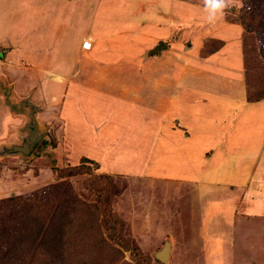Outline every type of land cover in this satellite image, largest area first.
Wrapping results in <instances>:
<instances>
[{
    "label": "crops",
    "instance_id": "obj_1",
    "mask_svg": "<svg viewBox=\"0 0 264 264\" xmlns=\"http://www.w3.org/2000/svg\"><path fill=\"white\" fill-rule=\"evenodd\" d=\"M0 10H13L11 20V12L0 16L14 30L11 93L32 95L37 113L42 89L64 95L74 155L111 159L127 142L122 164L137 157L140 175L182 183L189 175H173L160 155L178 153L186 164L181 149L199 145L200 164L187 180L207 200L199 238L221 264L260 243L264 252V100H246L243 29L229 10L213 23L204 0H0ZM123 128L141 131V149ZM117 165L110 162L111 172L136 176Z\"/></svg>",
    "mask_w": 264,
    "mask_h": 264
},
{
    "label": "rangeland",
    "instance_id": "obj_2",
    "mask_svg": "<svg viewBox=\"0 0 264 264\" xmlns=\"http://www.w3.org/2000/svg\"><path fill=\"white\" fill-rule=\"evenodd\" d=\"M250 1L246 20L248 19L253 31L250 33L251 39L247 37L245 43L249 84L264 88V59L261 58V55L264 57V0L254 3ZM241 6V0H233V8ZM232 7L229 17L235 13ZM6 11L11 12V20L13 10H0V16L3 17ZM243 14L244 12L241 13ZM238 17L239 14L232 16L233 19ZM5 25L4 21L0 25V201L14 196L36 195L35 197L46 202L53 195L55 198H50L52 202L47 204L51 213H57L58 209L68 206L71 210H76V219H91L92 222L85 227L86 231L82 232L83 236H88L86 241L90 244L82 247L83 250L81 248V252L89 255L88 264H221L222 255L218 251L209 254L210 246L206 248V241L198 236L203 224L199 206L200 202H203L201 207L205 205L207 200L204 201L205 197L195 183L187 181L188 177H192L189 174L192 171L190 168L200 164L199 145L190 153L188 146L181 149L182 155L190 161L186 164L181 159L178 165V153L171 151L160 155L163 166L173 175H189L182 183L167 178L154 179L148 174L140 175L143 166L137 157L127 159L124 163L136 176L115 173L113 167L114 172H111L110 162L117 167V164L124 165L122 161L125 158L121 156L122 151H128V144L123 141L111 159H92L94 164L84 163L81 158L84 155H74L72 146L75 144L69 142L73 135L71 132L68 134L67 124L61 117L64 95H55L58 98L55 100V96L51 97L52 94L42 89L43 93L37 100L40 102L37 113L30 110L33 108L29 103L33 102L30 99L32 95L18 96L11 93L13 90L9 89V84L12 87L17 62L11 60L16 57L14 39L10 36L14 30ZM243 33L242 30L241 39ZM257 39L262 45L258 44ZM168 54L177 55L175 51ZM22 67L27 68L28 65L22 64ZM5 78L9 79L8 84H5ZM37 80L41 87L45 79ZM71 81L76 85L81 82L78 76ZM74 89H79V86ZM31 115L35 117L34 123ZM132 123L136 124L134 120ZM29 125H33L30 133ZM126 132L130 134L127 139L131 140L132 137L133 143L141 149V131L136 133L130 128H123V133L127 136ZM121 133L122 131V136ZM196 134L202 136L201 132L197 131ZM32 137L35 140L28 143ZM25 144L29 145L28 153L13 150L15 146ZM93 144L98 149V140ZM87 146L88 144L82 145V148L85 150ZM99 150L102 152L101 147ZM91 151L95 150L92 148L89 153ZM75 165H82V169L75 171L69 168ZM75 232L71 230V234ZM164 244L169 245L170 256L167 262L161 263L155 258V253ZM262 244H258V247ZM260 247L253 248L246 256L238 253L232 264H261L259 260L264 264V252L260 251ZM251 254L253 260L248 257ZM225 257L231 263L232 255ZM71 263L85 264L75 261Z\"/></svg>",
    "mask_w": 264,
    "mask_h": 264
},
{
    "label": "trees",
    "instance_id": "obj_3",
    "mask_svg": "<svg viewBox=\"0 0 264 264\" xmlns=\"http://www.w3.org/2000/svg\"><path fill=\"white\" fill-rule=\"evenodd\" d=\"M241 3V7H232V10H235L232 16L239 14V17L236 19L229 17L232 12L228 11L227 18L238 23L243 29L246 100L258 102L264 100V88L252 87L249 84L245 50L246 39L247 37L251 39L250 33L253 31L248 19L246 20V14L250 9L248 4H251V1L241 0ZM242 12L245 15H241ZM257 41L260 45L261 41L259 39ZM262 53L264 54V50ZM261 58L264 59L262 55ZM82 161L94 164L86 158H82ZM69 168L78 171L82 169V165ZM35 196H14L0 201V264H72L74 261L88 264L89 255L81 252V248L90 244L86 241L88 236L86 234L83 236L82 232L86 231L85 227L92 220L76 219L74 217L76 210L73 211L68 206L58 209L57 213H51L47 204L55 197L51 195V199L45 202ZM71 230L76 232L71 234Z\"/></svg>",
    "mask_w": 264,
    "mask_h": 264
},
{
    "label": "clouds",
    "instance_id": "obj_4",
    "mask_svg": "<svg viewBox=\"0 0 264 264\" xmlns=\"http://www.w3.org/2000/svg\"><path fill=\"white\" fill-rule=\"evenodd\" d=\"M232 6L233 0H204V10L207 12L205 18L209 23H213L223 18Z\"/></svg>",
    "mask_w": 264,
    "mask_h": 264
},
{
    "label": "water",
    "instance_id": "obj_5",
    "mask_svg": "<svg viewBox=\"0 0 264 264\" xmlns=\"http://www.w3.org/2000/svg\"><path fill=\"white\" fill-rule=\"evenodd\" d=\"M162 48H164L163 45H159L157 48H155L154 50L151 51V53H155V52H159ZM31 120L34 123V119L33 116L31 115ZM33 125H29L28 126V131L30 133L31 128ZM35 140V137H32V140H29L28 143H30L31 141ZM28 144H25L23 146H15L13 148V150H20V152L22 153H28ZM168 252H169V245L168 244H164L163 248L161 250H159L156 254H155V258L161 262V263H165L167 262L168 259Z\"/></svg>",
    "mask_w": 264,
    "mask_h": 264
}]
</instances>
